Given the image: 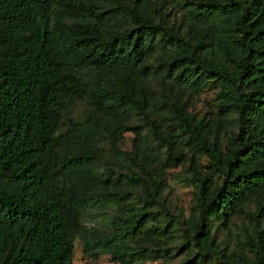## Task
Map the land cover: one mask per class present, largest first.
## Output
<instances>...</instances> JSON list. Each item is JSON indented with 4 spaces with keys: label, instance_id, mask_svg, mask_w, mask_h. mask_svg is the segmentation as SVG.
<instances>
[{
    "label": "trees",
    "instance_id": "obj_1",
    "mask_svg": "<svg viewBox=\"0 0 264 264\" xmlns=\"http://www.w3.org/2000/svg\"><path fill=\"white\" fill-rule=\"evenodd\" d=\"M112 1L129 28L35 30L46 3L0 0V264H72L74 240L83 231L78 210L96 181L95 159L77 132L55 135L61 116L53 106L88 95L87 83L75 77L82 67L108 76L97 93L108 116L119 121L128 111H139L165 141L157 133L160 121L147 113L148 97L141 95L143 81L160 72L149 63L157 37L170 58L164 78L192 94L209 84L220 87V106L234 108L242 128L222 151L209 122L170 105L194 155L206 159V173L193 172L194 240L202 256L221 254L209 233L210 218L235 213L250 191L264 184V0H160L179 9L188 37L155 23L137 2ZM78 141L81 148L71 151ZM133 179L144 190L142 205L113 237L120 244L155 215L145 205L157 202L159 183L148 178L151 189L140 175ZM173 231L169 224L154 234L171 240ZM258 233L254 263L263 264L264 229ZM134 256L141 261V253Z\"/></svg>",
    "mask_w": 264,
    "mask_h": 264
},
{
    "label": "rangeland",
    "instance_id": "obj_2",
    "mask_svg": "<svg viewBox=\"0 0 264 264\" xmlns=\"http://www.w3.org/2000/svg\"><path fill=\"white\" fill-rule=\"evenodd\" d=\"M41 1L46 8L35 30L85 25L124 30L131 26L113 11L112 0ZM121 2L128 5L137 2L155 23L188 37V27L178 8L164 6L160 0ZM153 47L155 54L149 63L160 72L143 81L141 95L148 97L147 113L152 120L160 121L157 133L165 141L157 138L151 123L139 111H128L119 121L108 116L107 104L97 94L106 86L108 76L93 66L82 67L75 74L78 80L87 83L88 95L53 106L61 116L55 135L77 132L89 143L95 159L96 181L78 210L77 222L83 231L75 237L72 264H255L258 232L264 229V184L250 191L235 213L210 218L209 233L221 254L219 258L211 254L202 256L194 240L198 189L193 172L206 173V159L194 155L170 105L176 104L197 119L209 122L210 136L222 151L242 134L238 113L232 107L220 106L223 97L218 86L209 84L201 93L192 94L165 79L162 73L170 58L165 56L159 37L153 40ZM80 148L78 141L70 150ZM169 152L182 156L176 160ZM135 174L145 178L151 189L148 178L159 183L157 202L145 205L155 215L142 232L128 236L120 244L113 237L142 205L144 190L133 179ZM169 224L174 227L171 240L154 234L156 227ZM134 252L141 253V261L133 257Z\"/></svg>",
    "mask_w": 264,
    "mask_h": 264
}]
</instances>
